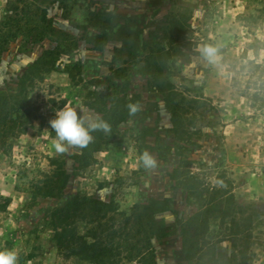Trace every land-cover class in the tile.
<instances>
[{
    "label": "rangeland",
    "instance_id": "374dc122",
    "mask_svg": "<svg viewBox=\"0 0 264 264\" xmlns=\"http://www.w3.org/2000/svg\"><path fill=\"white\" fill-rule=\"evenodd\" d=\"M5 7L0 0V22ZM28 7L34 21L0 57V95L17 90L46 51L59 55V70L33 95L42 118L11 149L0 147V196L11 200L0 238L17 264H264V0ZM50 100L111 131L56 153L49 117L59 110ZM136 102L141 110L129 116ZM145 151L154 168L144 167ZM82 198L96 213L136 223L135 240H117V255L93 252L83 221L66 217ZM211 211L198 243L196 218ZM64 229L86 244H58ZM196 245L204 251L194 258Z\"/></svg>",
    "mask_w": 264,
    "mask_h": 264
},
{
    "label": "trees",
    "instance_id": "16d2710c",
    "mask_svg": "<svg viewBox=\"0 0 264 264\" xmlns=\"http://www.w3.org/2000/svg\"><path fill=\"white\" fill-rule=\"evenodd\" d=\"M38 0H6V7L4 10L3 18L0 22V57L6 52L5 48L8 45V39H17L26 32L28 22H33L34 19L30 18L29 2ZM58 59L59 55L54 51L44 52L32 65L21 72L19 77L18 88L15 91H11L8 94L0 95V147L8 146V143L12 140L18 139L20 136L26 134L32 127L33 123L42 118L41 108L37 107L33 103V95L37 87L45 82V75L48 71H58ZM54 105L58 110L63 109L66 104L64 102L56 103L54 100H50L48 105ZM55 116L51 115L50 120ZM175 120L181 119L175 115ZM54 138L56 133L54 132ZM2 148V147H1ZM45 185V184H44ZM48 186L42 190L49 192ZM36 190L39 191L37 187ZM40 192V191H39ZM11 204V200L0 196V213H5ZM85 198L78 201L73 214L67 215V218H79L83 221L86 228V238L94 242L92 246L93 252H113L117 255V248H115V242L123 241L124 243H131L135 239L132 234L136 223L130 221L126 217H108L102 213H96V208ZM216 212L221 213L219 207L214 208ZM214 212H204L199 214L196 221L199 223L196 225L198 229L197 239L198 243L204 241L208 233L207 225L210 221V216ZM233 223H236L235 221ZM140 234V233H139ZM76 235L75 231H68L64 229L56 235V241L62 245L65 239L72 240L69 243L71 246H78L86 244V238L74 239ZM143 237V236H140ZM76 240V241H75ZM146 242V241H145ZM203 247L195 246V257L198 254L203 253ZM9 250L8 243L0 238V251ZM245 262L247 259L244 258ZM113 258V257H112ZM197 264L201 258H196ZM107 264H118L114 259L108 261ZM214 264H219L214 262Z\"/></svg>",
    "mask_w": 264,
    "mask_h": 264
},
{
    "label": "clouds",
    "instance_id": "9594fccd",
    "mask_svg": "<svg viewBox=\"0 0 264 264\" xmlns=\"http://www.w3.org/2000/svg\"><path fill=\"white\" fill-rule=\"evenodd\" d=\"M206 53L209 57L215 55V49L207 48ZM129 116H135L140 110L139 102L127 105ZM51 128L56 133V138L52 142V147L58 154H65L70 147L85 148L92 141V132L103 131L109 133L111 125L104 120L86 122L85 118L78 115L77 111L69 106L56 112L55 118L49 121ZM141 160L145 168L151 169L156 166V160L145 151ZM18 254L15 250L0 251V264H17Z\"/></svg>",
    "mask_w": 264,
    "mask_h": 264
},
{
    "label": "built area",
    "instance_id": "2783aa9c",
    "mask_svg": "<svg viewBox=\"0 0 264 264\" xmlns=\"http://www.w3.org/2000/svg\"><path fill=\"white\" fill-rule=\"evenodd\" d=\"M27 160H29V159H27ZM27 165L29 166V165H30V163H27Z\"/></svg>",
    "mask_w": 264,
    "mask_h": 264
}]
</instances>
